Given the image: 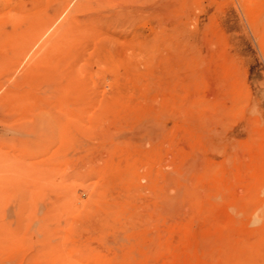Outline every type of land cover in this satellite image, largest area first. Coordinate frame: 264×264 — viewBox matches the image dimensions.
Segmentation results:
<instances>
[{
    "label": "rangeland",
    "instance_id": "rangeland-1",
    "mask_svg": "<svg viewBox=\"0 0 264 264\" xmlns=\"http://www.w3.org/2000/svg\"><path fill=\"white\" fill-rule=\"evenodd\" d=\"M0 264H264V0H0Z\"/></svg>",
    "mask_w": 264,
    "mask_h": 264
}]
</instances>
